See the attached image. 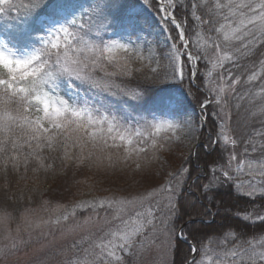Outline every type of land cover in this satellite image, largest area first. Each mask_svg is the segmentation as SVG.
<instances>
[{"label": "snow or ice", "instance_id": "obj_1", "mask_svg": "<svg viewBox=\"0 0 264 264\" xmlns=\"http://www.w3.org/2000/svg\"><path fill=\"white\" fill-rule=\"evenodd\" d=\"M178 4L185 9L180 19ZM152 7L151 0H90L87 4L82 0H0V173L5 177L0 185V232L11 240L10 246L0 247V256L17 254L22 230L67 224L77 210L90 209L96 219L90 215L64 232L72 235L93 225H99V231L73 240L70 247L76 254L63 264H137L151 246L164 255L173 254L169 264H176L174 255L181 246L187 251L179 264H264V181L236 182L232 174L264 177V164L254 167L250 159L257 151L253 137L245 141L234 169L237 154L232 151L227 166L209 164L200 170L205 182L199 183L197 176L187 189L191 173L182 165L177 171L157 173L164 180L158 190L149 185L135 194L80 201L71 211L65 208L48 220L35 217L37 208L18 213L14 207L16 194L11 193L9 178L28 180L31 170L35 182L41 171L53 169L55 159L63 167L86 160L89 168L98 170L131 169L140 174L141 183L154 178L152 165L161 160L160 154L178 143L190 146L199 140L208 123V105L215 103L223 110L225 89L235 93L242 84V76L233 78L229 70L227 76L221 72V83L210 88L207 81L212 71L223 69L225 63L242 67L241 58L255 55L264 46V0H192L190 6L184 0H157L159 18L153 19L163 41H147L143 35L151 26L145 11ZM189 13L198 29L208 26L216 57L204 87L195 90L196 61L201 57L193 54V42L186 35ZM144 68L155 74L151 80L159 85L148 107H142L146 90L121 86L114 79ZM161 68L169 70L163 77ZM243 83L253 87L235 98L250 103L259 99L257 111L264 116V59ZM194 103L201 109L199 117ZM217 127L215 136L210 133L209 142L200 147L219 145L223 155L240 141L229 135L223 121ZM255 136L264 139V131ZM259 146L264 149V143ZM229 186L237 200L246 197L251 202L259 197V201L243 211L225 209L219 236L202 233L195 225L215 223L223 204L216 198ZM185 191L192 197L186 205L191 211L180 202ZM201 199L207 204L197 211ZM49 203L44 200L42 206L47 210ZM184 216L187 224L177 228ZM106 225L110 227L105 229ZM258 225L261 232L248 236L245 230Z\"/></svg>", "mask_w": 264, "mask_h": 264}, {"label": "trees", "instance_id": "obj_2", "mask_svg": "<svg viewBox=\"0 0 264 264\" xmlns=\"http://www.w3.org/2000/svg\"><path fill=\"white\" fill-rule=\"evenodd\" d=\"M192 0H184V5L190 6ZM151 3L153 5L152 9H147L148 13L153 14V16H158L156 7L157 3L155 0H151ZM202 14L206 15V13L203 12V9L200 10ZM176 15L177 18H183L185 16V9L180 4L177 5L176 8ZM199 31L200 35H197V32ZM186 34L189 37V39L193 42V44L196 45V47H193V44H190V48L193 50L194 55H200V59L198 60V75L199 79L201 80V84L204 86L205 77L207 76L208 72L211 70L212 65L211 61H213L215 57V49L213 47H210V41L208 39L209 33H208V26L204 25L203 28L198 29L196 27L195 22L192 20L191 15L189 13L188 15V28L186 29ZM173 35L175 36V32H173ZM212 36H215V33H211ZM162 51V50H161ZM256 54L253 56H250L248 58H241L238 62L242 67H235L233 64L225 63V67L223 69H217L215 71H212V75L210 79L207 81V86L210 87V84L215 82L218 84L221 83L219 80V75L221 72L225 76L228 75V71L230 70L233 74V78L236 75L242 76V84L236 86V92L232 93L227 88L225 89V96L223 99L222 96V103L223 101H227L226 104H223V110H221V106L217 105L215 103H211L207 110L206 114L208 116V123L205 125V127L201 130L202 135L200 137V140L197 142L196 148L188 147V154L178 155L179 159L176 160L177 163L175 166V171L180 169V167L183 165L185 167H188L191 173V178L188 181H192L193 179H196L197 176L200 177L199 183H203L206 180V177L204 175V171H200L201 169L206 170L207 166L212 163L221 164L224 166H227L228 163V154L232 151H235L237 154V161L233 162V169L236 163L239 162L241 159V153L244 148V143L249 139V137L254 138V142L257 144V151L254 153H251L250 159L254 162V167H258L260 164H264V155L259 154L260 151L264 150L260 148V144L264 143V139L255 136V129L258 126H260L259 131H264V116H262L258 111L257 108L260 104V100H254L250 103L249 99H245L243 101H239L235 98L240 95H243L249 87L247 84L243 83V80H246L247 75L251 73V71L254 68L259 67V61L261 59H264V56H262V53H264V46H261L260 48H257ZM188 69H190L188 67ZM186 69V70H188ZM169 70L167 68H161L160 69V76L163 77L165 72H168ZM155 74L150 73L147 68L142 69L141 71H133L132 75L130 77H115L117 83L121 86L128 87L130 89H144L146 90L145 94V104L142 107H148L151 104L153 95L155 93V90L159 87V85L154 84L151 80V76ZM230 83V81H228ZM258 84V82H256ZM204 95V94H203ZM203 95L201 94V99L203 98ZM211 99L215 101L216 97L211 96ZM130 104L134 105V102L129 101ZM194 108H197L198 105L195 103L193 104ZM199 107V106H198ZM224 108L228 109V113L224 112ZM253 112H256V115H252ZM225 123V126L227 129H229V135L232 137L238 139L240 143L235 147V149L229 147L227 152H224L223 155H221L220 146L217 145L215 148H208L205 149L203 147H200L202 143H208L209 142V134L211 133L214 137L216 132L218 131V125L221 122ZM249 148H251V145H249ZM191 149V150H190ZM55 155V154H53ZM161 160L164 161V152L160 154ZM47 162V161H46ZM76 161L69 163L67 167H63L61 165V161L59 159L54 160V166L53 169L49 170L47 173L44 171H41L39 173V179H34V174L29 170L28 172V180H21L18 179V177H10V187H11V193L16 194L14 199V207L18 209V213H23L26 208H39L42 205V201L47 199V196L50 194V192L54 191V189L57 187V183L59 182L64 175V173L70 168L71 165H73ZM158 161H154L152 165L153 174L156 172V165ZM256 162H259L258 164ZM85 163V174L84 179L82 180V186L78 188V190L70 197V199L64 203L63 207L57 208V210L54 212L52 218H55L56 215L62 213L65 208L68 211H71L72 206L76 204L77 202L84 201V200H93L97 198H104V197H110L113 195H122L125 192H131L135 194L137 191L142 192L141 189H138L137 187H130L137 183L139 180V184L137 185L140 187L141 185H144L145 183H141V176L140 174H133L131 169H126L125 171H103L98 170L96 167L92 170L88 166V161H84ZM31 168V166H30ZM125 173H129L132 176L125 177ZM234 177H236V182L243 181H249L255 179L256 181H264V177L260 176H249L246 174V172L241 173H235L233 171L232 173ZM161 179L162 176H160ZM5 181V177L3 173H0V185H3ZM192 183V182H191ZM190 183V184H191ZM145 187L148 185H144ZM259 187V185H258ZM138 189V190H137ZM186 189V188H185ZM194 191V190H193ZM22 193V194H21ZM217 202L223 201V204L220 208V215L216 217L215 223L208 224H197L195 227L201 231L202 233H207L209 236H219L220 229L219 226L223 223H225V220L223 219V216L225 214V209L231 207L233 210L239 209L240 211H243L245 207H250L251 204L256 203L259 201V197H257V201H249L248 198L243 197L237 200L234 195L232 194V191L229 187H225L220 190L217 198ZM181 204L187 205L192 202V197L188 194L187 191H185L184 196L181 197ZM207 204L206 200L201 199L199 202L196 203V210L202 211V208L204 205ZM186 211H191L192 209L190 207H185ZM213 211L215 212L216 209L213 208ZM104 212L103 210H100L101 213ZM90 214H93L91 210L87 211H80L77 210V218H83ZM188 222V217L184 216L181 220H178L176 223V227L179 228L182 224L186 225ZM191 229H187L186 231H189ZM248 236H252L253 233H259L261 232V227L258 225L255 228H248L245 230ZM71 246V245H70ZM213 248H215V244L212 245ZM186 248H183L181 246V249L175 253L174 258L176 260V264H179V260L181 258L182 253L186 252ZM76 253L71 247L68 251H66L63 254H55L51 256V261H53L52 264H63V261L68 258L74 256ZM171 257L173 259V254H171Z\"/></svg>", "mask_w": 264, "mask_h": 264}, {"label": "rangeland", "instance_id": "obj_3", "mask_svg": "<svg viewBox=\"0 0 264 264\" xmlns=\"http://www.w3.org/2000/svg\"><path fill=\"white\" fill-rule=\"evenodd\" d=\"M145 16L147 17L149 24L151 25L150 27H146L144 29L143 35L145 39L147 41H163L164 37L160 35V29L155 24V20L153 19H158L159 17L153 16V14L148 13L147 9L145 11ZM161 50L164 51L165 49ZM196 64H198V62H196ZM188 67H190L191 69V64H189ZM200 81L201 80L199 79L197 69L196 83L193 85L194 90L196 88L204 87ZM215 85H217V83H211L210 88L214 87ZM185 86H188L187 80L185 82ZM224 96L225 92L223 94V99ZM195 110L197 117H199V107L197 106ZM224 112L228 113L229 111L227 108H224ZM255 125H257L255 132H257L260 130V126H258V124ZM199 140H193L190 146L184 143H178L174 145L170 151L164 152L163 162L166 163L158 161L157 165L155 166L156 169H154L156 170V172L153 174L154 178H149L145 184L148 186L150 185L151 187L156 188L158 190L160 184L164 182V180L160 178L161 174H166L167 171H175V168H177L175 166V164L177 163L176 160L179 159L178 155H181V153H183L184 155L188 154L187 148H195ZM259 154L264 155V150L260 151ZM84 165V162L81 164L76 161L73 165L70 166V168L64 173L62 178L58 180L59 182L57 183V187L54 189V191L50 192V194L47 196L46 200L50 202L49 205H47V210L41 205L38 208L39 211L35 214L36 218L43 217L44 220H48L50 217L52 218L54 212L58 208L57 205L61 206L66 203L70 199V197L78 190V188L82 186L81 184L83 182L82 180L84 179L85 174ZM94 168L95 166H92L90 169L93 170ZM124 175H126L125 177L132 176L129 173H125ZM137 175L139 174L137 173ZM192 181H188V183L185 184L186 189ZM137 183L139 184V180L137 181ZM137 183L135 182V184L130 187H137L143 192L145 184H140L139 187ZM90 215L93 217V219H96L94 214ZM103 215L104 212L101 213V217H103ZM86 217H75L74 219H70L67 224L62 223L59 226L56 224L49 223L46 225H42L39 229L31 231L27 229L22 230L19 237L22 243L19 246L17 254L10 255L8 258L0 256V264H52L53 261L50 260L51 256L57 253L63 254L68 251L73 240L80 239L81 237L87 235L89 231H99V225H93L90 227L86 226L85 228L77 229V231L72 235H66V233L64 232L65 228H67L71 224L83 221ZM12 227L13 229H15L16 225L13 224ZM21 227L23 229L22 224ZM107 227H110V225H106L105 229ZM13 235H15V232L13 233ZM3 237L4 234L0 232V247H3L5 244H8L10 246L11 240H5ZM171 260V253H169L168 255H164L159 247L151 246L148 248V251L144 254L143 259L137 260V264H169V261Z\"/></svg>", "mask_w": 264, "mask_h": 264}]
</instances>
